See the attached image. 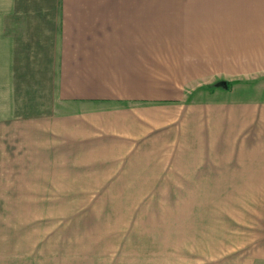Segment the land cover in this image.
<instances>
[{"label":"rangeland","instance_id":"rangeland-1","mask_svg":"<svg viewBox=\"0 0 264 264\" xmlns=\"http://www.w3.org/2000/svg\"><path fill=\"white\" fill-rule=\"evenodd\" d=\"M253 75L6 125L0 264H264V197L205 148L206 102L263 98L264 73Z\"/></svg>","mask_w":264,"mask_h":264},{"label":"crops","instance_id":"crops-1","mask_svg":"<svg viewBox=\"0 0 264 264\" xmlns=\"http://www.w3.org/2000/svg\"><path fill=\"white\" fill-rule=\"evenodd\" d=\"M262 73L264 0H0V131ZM234 94L205 104L206 153L264 197V97Z\"/></svg>","mask_w":264,"mask_h":264}]
</instances>
